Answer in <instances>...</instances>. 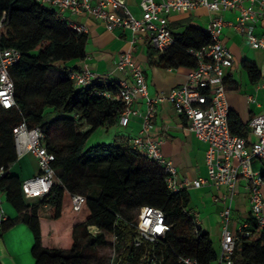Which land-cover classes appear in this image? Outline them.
Wrapping results in <instances>:
<instances>
[{"label": "trees", "instance_id": "trees-1", "mask_svg": "<svg viewBox=\"0 0 264 264\" xmlns=\"http://www.w3.org/2000/svg\"><path fill=\"white\" fill-rule=\"evenodd\" d=\"M2 13L6 18L0 27V48L14 47L20 57L10 68L16 106H0V192L32 234L33 264H104L115 235L125 242L131 239L133 229L126 222L134 220L142 205L160 208L170 224L156 246L163 249L162 264H179L178 255L212 264L217 253L210 235L192 222L186 188L172 192L160 166L127 141L86 145L98 127L119 122L125 107L118 81L94 78L78 87L67 69L55 66L84 59L88 34L72 29L55 10L35 0H0ZM171 31L175 42L159 55L157 65L193 68L196 59L187 50L209 44L208 33L194 25ZM147 46L152 64L156 51L149 39ZM241 66L251 83L260 81L255 62L244 59ZM227 120L231 133L249 137L248 123L238 113L229 109ZM21 122L40 127L46 147L55 155L52 166L58 181L40 198L26 199L21 177L11 171L18 160L13 127ZM75 194L82 196L77 209L72 203ZM248 221L250 234H239L234 264H264V227ZM11 225L5 220L0 236ZM124 253V259L133 255L130 264H139L140 250L129 247Z\"/></svg>", "mask_w": 264, "mask_h": 264}, {"label": "built area", "instance_id": "built-area-1", "mask_svg": "<svg viewBox=\"0 0 264 264\" xmlns=\"http://www.w3.org/2000/svg\"><path fill=\"white\" fill-rule=\"evenodd\" d=\"M41 6L55 10L57 16L79 33H88V27L68 17L86 14L100 20L107 30L118 27L127 28L134 33V39L144 34L158 54L170 48L175 37L169 27L171 13H190L199 6L214 13L202 28L208 33L210 43L201 48H188L187 52L196 59V65L189 69L185 81L170 90L168 94L156 96L148 94L144 70L133 60L131 50L121 52L117 59V68L127 71L126 78L118 81L124 110L119 117V124L126 126L130 116L138 113L132 104L143 98L146 110L142 126L131 145L138 152L154 161L165 174L167 187L172 192L183 188H199L211 184L215 188L225 186L229 197L233 194L236 182L243 178L249 186L250 212L232 231L230 206L221 212V250L212 264H234V253L240 233L249 235V219L260 228L264 227V109L249 119V137L231 133L227 114L229 106L226 100L225 78L234 66V57L223 39V29L229 27L254 50L264 51V32H257V27H264V0H140V17H135L126 5V0H35ZM236 11L234 20L224 17V12ZM5 13L0 14V27L5 20ZM20 57L14 47L0 48V106L8 109L16 106L14 100V82L10 68ZM68 76L76 86H85L94 78V73L83 65L78 69L68 70ZM264 76V73H262ZM257 88L264 89V78L257 83ZM168 100L174 110L187 120V127L201 141L207 144L205 151L206 176L193 179L178 178V171L172 161L161 152L162 139L153 136L155 105ZM249 102H254L248 96ZM14 143L18 156L30 154L37 163V173L22 180V192L26 199L40 198L46 195L52 185L58 181L52 166L55 159L44 143V132L36 126L28 128L24 122L13 127ZM258 162L260 168H254ZM231 198V197H230ZM82 196H72L73 207H79ZM0 197V203H1ZM192 222L199 228L197 214L190 211ZM120 217V215H118ZM7 220L0 207V223ZM133 229L128 241L113 237L107 250L104 264H130L131 256L124 259V250H140L139 264H162L164 252L156 247L163 242L169 230V222L164 212L155 206L142 205L138 208L133 221L126 222ZM93 233L97 232L92 227ZM1 232V228H0ZM179 264H198L194 257L175 256Z\"/></svg>", "mask_w": 264, "mask_h": 264}, {"label": "crops", "instance_id": "crops-1", "mask_svg": "<svg viewBox=\"0 0 264 264\" xmlns=\"http://www.w3.org/2000/svg\"><path fill=\"white\" fill-rule=\"evenodd\" d=\"M139 1L140 0H126L128 9L137 18L141 15ZM213 14L214 13L208 11L205 7L199 6L190 13H171L168 17V23L171 30L175 32H180L189 25L203 28ZM236 14V11L233 10L225 11L224 17L228 20H234ZM67 15L70 19L83 23L88 27V40L85 46L86 55L84 59L71 60L62 64L55 63L57 68L70 70L87 65L94 73L95 78L119 81L126 78L128 72L117 68L116 59L121 52L131 50L133 60L139 63L144 70L148 94L151 97L161 93L168 94L172 88L181 85L185 81L189 69L183 66L178 68H164L158 66L156 61L160 54L157 52L153 56V63H148V38L146 35L141 34L134 39V33L127 28L118 27L110 31L105 28L100 20L93 16H88L86 14ZM256 31L264 32V27H257ZM223 39L234 57V66L225 78L227 81L226 100L229 109L238 113L240 119L246 123L251 117L264 109V89L257 88V83H251L245 69L241 66V62L244 59L251 60L257 64L252 56V50L254 49L251 50L241 37L229 27L223 29ZM246 46H248L250 50H247ZM256 51H260L262 54V59L260 63L257 64L261 73V81L262 78H264V76H262V73H264V51ZM249 95L253 97L254 102H249ZM132 108L138 110V113L130 116V120L126 126L120 125L119 122L115 123L126 131V134L122 133L121 135H115L117 142L127 141L131 143L132 138L137 136L141 129L143 115L146 110L144 99L138 98L135 100L132 104ZM153 125V136L162 139L161 152L172 161L178 171L179 179H193L198 176H206L205 151L207 144L199 140L194 133L188 129L187 120L174 110L170 101L164 100L155 105ZM81 128L85 130L87 125L83 124ZM107 128L108 126L98 127L90 136L100 131V129ZM249 138L253 139L251 136ZM93 144L94 143H91V145ZM253 167L258 169L260 165L258 162H253ZM37 170L36 160L30 154L18 156V160L11 167V171L18 174L22 180L34 175L37 173ZM187 190L190 194L189 208L191 212L197 214L199 228L201 230V225H204L205 229L202 231L210 235L213 248L218 255L221 250V212L227 205L230 206L231 221L229 228L234 231L238 224L247 217L250 212L248 183L243 178L239 179L235 184L233 194L230 196L231 198L225 186H221L217 189L211 184H204L199 188H187ZM1 195H3L4 201H1L0 207L7 219H10L12 222L11 228L9 227L7 230L3 231L0 236V248L3 246L8 248L7 255L2 256V258H8L11 261H20L10 233L14 226H20V222H22L21 216L5 200L4 193L0 192V197ZM201 213L205 214L201 216ZM45 215H47V213H45ZM2 223L3 222L0 223V228ZM21 230L25 232L31 241L32 236H29V233L23 228ZM32 260L34 262L33 257ZM0 264H3L1 259Z\"/></svg>", "mask_w": 264, "mask_h": 264}, {"label": "rangeland", "instance_id": "rangeland-1", "mask_svg": "<svg viewBox=\"0 0 264 264\" xmlns=\"http://www.w3.org/2000/svg\"><path fill=\"white\" fill-rule=\"evenodd\" d=\"M246 49L250 50L248 46H246ZM252 53H253L252 56L254 61H256L257 64H259L262 59V54L260 53V51H256V50H252ZM62 63L63 62H58V64H62ZM78 126H81L80 123H78ZM122 133L126 134V131L120 125L115 124L112 126H108L107 129H100V131L90 136L86 145L89 146L91 145V143L96 144L97 142H103V143L117 142L115 135L116 134L121 135ZM1 200L4 201L3 195H1ZM45 213L46 212L43 211L44 215ZM204 214L205 213H201V216H203ZM201 226H202V230H204L205 229L204 225ZM13 228H12V232L10 233V237L12 238V241H14L13 245L20 257V261L17 260L11 261L8 258H2V256L7 255V249H8L5 246H3L0 248V255H1L0 259L2 263L3 264H33V260L30 255V247L32 245L33 238L30 241V238L25 234V232L21 230L23 228L24 230H26V232L29 233V236H32L29 232L28 227L23 222H20V226H14ZM105 254H107V251H105Z\"/></svg>", "mask_w": 264, "mask_h": 264}]
</instances>
